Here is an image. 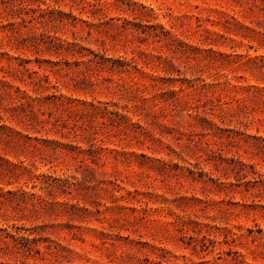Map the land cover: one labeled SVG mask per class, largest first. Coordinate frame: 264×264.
<instances>
[{"label": "rangeland", "instance_id": "1", "mask_svg": "<svg viewBox=\"0 0 264 264\" xmlns=\"http://www.w3.org/2000/svg\"><path fill=\"white\" fill-rule=\"evenodd\" d=\"M0 264H264V0H0Z\"/></svg>", "mask_w": 264, "mask_h": 264}]
</instances>
